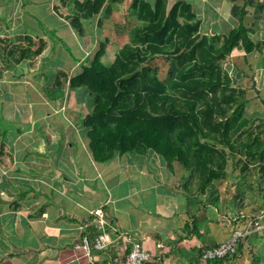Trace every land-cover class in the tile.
I'll list each match as a JSON object with an SVG mask.
<instances>
[{
    "label": "crops",
    "instance_id": "crops-1",
    "mask_svg": "<svg viewBox=\"0 0 264 264\" xmlns=\"http://www.w3.org/2000/svg\"><path fill=\"white\" fill-rule=\"evenodd\" d=\"M131 1H107L110 15L103 7L80 19L78 30L74 0H0V264H88L74 244L100 232L96 208L110 239L93 250L98 264H117L132 240L157 264H196L239 225V215L264 207V180L241 187L230 169L200 192L191 171L177 160L168 168L152 149L93 158L83 124L91 97L69 79L99 48L94 27L133 18ZM176 1L190 6L202 34H228L240 23L250 31L251 50L235 48L225 65L245 90L244 117L264 120V0H168L167 10ZM13 45L42 49L17 60ZM210 264H264V229Z\"/></svg>",
    "mask_w": 264,
    "mask_h": 264
},
{
    "label": "trees",
    "instance_id": "trees-1",
    "mask_svg": "<svg viewBox=\"0 0 264 264\" xmlns=\"http://www.w3.org/2000/svg\"><path fill=\"white\" fill-rule=\"evenodd\" d=\"M107 1L74 0V27L97 15ZM168 0H132L135 24L128 40L110 63L101 60L106 41L99 43L88 65L69 79L85 88L92 109L83 120L89 148L98 162L114 153L152 149L167 162L191 171L204 192L225 176L228 160L243 159L242 171L255 170L264 180V120L244 117L245 90L236 87L224 64L235 48H252L242 23L224 35L200 33V21L183 1L167 10ZM13 45L10 55L41 51ZM159 56L174 62V76L160 80L149 62ZM57 86H63L57 81ZM61 98L62 94L51 96Z\"/></svg>",
    "mask_w": 264,
    "mask_h": 264
},
{
    "label": "built area",
    "instance_id": "built-area-1",
    "mask_svg": "<svg viewBox=\"0 0 264 264\" xmlns=\"http://www.w3.org/2000/svg\"><path fill=\"white\" fill-rule=\"evenodd\" d=\"M93 214L96 216V223L100 232L96 233L93 238L86 232L81 236L79 242L74 244L75 249H81L84 252L88 264H98L93 250L101 251L110 242L107 233L103 231L106 220L101 209H94ZM238 220L240 221L239 225L230 232L227 238L200 253L196 264H210L213 261L223 259L236 251L241 240L256 230L264 229V207L251 215L241 214ZM117 264H157V262L139 241L132 240L124 257Z\"/></svg>",
    "mask_w": 264,
    "mask_h": 264
},
{
    "label": "rangeland",
    "instance_id": "rangeland-1",
    "mask_svg": "<svg viewBox=\"0 0 264 264\" xmlns=\"http://www.w3.org/2000/svg\"><path fill=\"white\" fill-rule=\"evenodd\" d=\"M134 24H135V20L133 18L129 19L128 17H125V18L113 17L105 21V24L102 25L101 27L99 28L94 27L93 29L94 36L92 37H94L95 49L97 48L99 44L98 41L101 42V41H104L105 39L107 41L106 53L102 57L104 62L109 63L110 61H112L117 49L121 47L125 42H127L128 31ZM149 64L153 70V73L156 74V76L160 80L168 82L170 81V79L173 78L175 67H174V62L172 60L165 59L164 57L159 56L151 60ZM224 67L226 68L225 64H224ZM238 158L239 157H235L231 160H228L225 171L226 170L229 171L230 169L232 170V173L234 171L238 172L240 174V178L243 179L241 187H245V185L256 184V181L258 180L259 177L257 176L256 173H255L256 176L252 175V172H255V170H248L249 172L243 173L242 171L243 159L238 160ZM250 180L253 182L255 181V183H252ZM254 195L256 196L257 194H254Z\"/></svg>",
    "mask_w": 264,
    "mask_h": 264
}]
</instances>
